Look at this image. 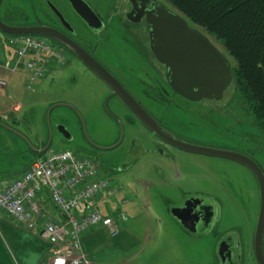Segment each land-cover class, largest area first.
<instances>
[{"label": "flooded vegetation", "instance_id": "af4514ba", "mask_svg": "<svg viewBox=\"0 0 264 264\" xmlns=\"http://www.w3.org/2000/svg\"><path fill=\"white\" fill-rule=\"evenodd\" d=\"M4 1L0 6L1 22L14 28L54 31L59 40L70 47L47 40L64 53L65 63L67 58L71 59L85 76L90 75L101 84L104 91L101 109L106 112L107 106L118 119L112 118L118 130L116 138L92 139L83 121L80 123V136L76 138L64 125L56 124L51 130V138L48 135L47 141L39 145V150L47 143L50 148L53 144L62 145L63 149L70 148L81 157L94 161L100 174L115 177L130 175L143 160L145 164L162 166L156 173L158 179L152 176V180L167 189L162 198L167 217L175 230L181 236H224L220 244H225L227 253L223 258L218 254V264L227 263L228 253H233L236 264H242L241 243L235 236H245L243 227L246 229V225L232 224L219 230L223 208L220 200L213 194L194 188L196 186L191 185L187 171L180 169L196 168L193 158L202 157L219 159L217 162L221 164L228 162L239 170L250 171L227 159L180 150L149 132L132 115L129 105L116 97L122 95L119 88L115 87V91L99 80L69 49L81 50L97 62L166 135L170 134L191 146L246 157L248 110L238 99L236 90L227 88L219 100L190 101L170 88L167 67L153 54L151 30L147 24V15L151 16L157 5L165 3L162 0H105V4L95 10L82 0L101 23L100 28L94 29L76 14L68 0H56L54 3L40 0L34 6L31 0ZM63 105L73 111L68 104ZM58 127L63 129L58 130ZM127 128L131 131L126 136ZM238 207L241 209L240 205Z\"/></svg>", "mask_w": 264, "mask_h": 264}, {"label": "rangeland", "instance_id": "374dc122", "mask_svg": "<svg viewBox=\"0 0 264 264\" xmlns=\"http://www.w3.org/2000/svg\"><path fill=\"white\" fill-rule=\"evenodd\" d=\"M39 1L31 0L30 3L34 6ZM49 1L54 3L56 0ZM86 1L98 10L105 4V0ZM0 35L6 40L5 49H8L10 47L9 40L12 37L2 33ZM209 39L228 58L221 42L211 37ZM16 73L20 81L19 89L15 96H13L14 94L12 96L21 107L17 115L21 122L18 130L30 138L28 130L25 129V127H29L33 135L32 140L34 141L35 138L33 144L36 142L35 145H40L47 141L49 135L46 124L47 111L51 106L64 103L71 106L74 112L65 106L55 107L49 115L51 130L56 124H61L74 137L78 138L80 123L83 121L87 134L92 139L117 137L118 130L114 120L100 106L104 96L101 84L94 77L85 76L75 67L71 59L67 58L63 66L50 65L47 68V73L38 79L30 90L26 89L24 85L27 78L24 68H17ZM229 89H232V86H229ZM115 113L121 116L117 112ZM247 127L246 157L253 160L264 174V132L256 128L249 113L247 114ZM130 131L131 129L127 128L126 136ZM1 132L0 160L3 151L9 147L6 145V137L9 135ZM208 132L215 134L211 131ZM17 135L21 136V134ZM9 138L13 137L9 136ZM23 146L26 144L23 143ZM27 147L29 146L27 145ZM51 148L58 151L63 149L62 145L58 144H53ZM65 150L72 151L77 157L82 156L70 148ZM43 156L44 154L37 158ZM193 160L196 168L194 166L181 167L185 169H180V171H187L186 174L189 175L191 185L196 186L194 188L213 194L220 200L223 208L221 209L219 230L232 224L243 223L246 225V229L243 227L245 236L235 237L241 243L242 264H256L252 234L258 216L259 190L255 177L250 172L237 169L232 163L217 162L219 159L197 157ZM145 163L144 160L139 163L130 175L122 174L115 177L100 174L102 179L109 182L111 188L118 190L117 194L107 197L105 204L100 205L99 209L103 216L118 220V213H123L127 218L126 225L129 230L142 239L149 236V240L143 242L142 247L146 250L147 257H139L131 264H218L219 244L224 236H181L167 217L162 198V194L165 195L167 189L152 180V176L158 179L156 173L162 166ZM0 165L5 166V161ZM9 179L12 178L0 177V182ZM239 205L241 209L238 207ZM262 243L264 248V231Z\"/></svg>", "mask_w": 264, "mask_h": 264}, {"label": "built area", "instance_id": "2783aa9c", "mask_svg": "<svg viewBox=\"0 0 264 264\" xmlns=\"http://www.w3.org/2000/svg\"><path fill=\"white\" fill-rule=\"evenodd\" d=\"M9 46L14 51L11 73L24 68L27 73L24 85L28 90L47 73L50 65L65 63L64 53L41 37L14 36ZM5 86L0 81V87ZM42 191L63 216L61 222L53 221L39 208L37 197ZM117 191L101 178L94 161L77 157L70 150L49 148L18 180L0 185V211L25 231H36L41 223L36 233L52 247L49 264H88V258L81 252V238L94 229H103L111 237L119 233L117 222L103 216L96 203H105ZM118 215L120 221L127 220L123 213Z\"/></svg>", "mask_w": 264, "mask_h": 264}, {"label": "water", "instance_id": "95a60500", "mask_svg": "<svg viewBox=\"0 0 264 264\" xmlns=\"http://www.w3.org/2000/svg\"><path fill=\"white\" fill-rule=\"evenodd\" d=\"M3 0H0V6ZM76 14L89 26L94 29L101 27L98 18L82 0H68ZM54 10V8H53ZM55 11V10H54ZM56 12V11H55ZM147 24L151 30L152 51L156 59L167 67V80L170 88L178 95L190 101L202 99L219 100L223 92L232 83L233 65L211 42L209 37L201 30L191 27L187 20L170 9L166 4H159L147 15ZM0 33L7 36H39L50 40H55L68 46L67 43L60 41L56 33L50 29L36 30L31 28H14L3 24L0 20ZM84 63V65L103 83L113 90L119 88L122 95H116L118 99L125 101L129 105L132 115L149 132L158 138L170 142L180 150L190 153L201 154L211 157L227 159L241 164L247 168L255 177L259 190L258 216L253 236V254L256 264H264L262 248V238L264 231V176L257 165L249 158L231 152L205 149L202 147L191 146L176 140L172 135L165 134L157 123L145 113L139 106L129 99L118 83L91 57L75 48H69ZM116 87V88H115ZM126 95V96H125ZM131 101L133 103H128ZM108 100L106 101L107 105ZM57 106L68 107L63 104L51 106L46 114V124L51 138L49 124L50 112ZM106 112L113 119L116 116L110 112L106 106ZM7 129V128H6ZM63 127H58V130ZM122 130V128H121ZM12 131V130H10ZM14 132V131H12ZM50 141V139H49ZM30 147V146H29ZM49 148V143L35 153L42 155ZM225 244L219 245L218 254L221 258L227 252L224 251ZM227 263L236 264L233 253L226 255Z\"/></svg>", "mask_w": 264, "mask_h": 264}, {"label": "crops", "instance_id": "0c3cea01", "mask_svg": "<svg viewBox=\"0 0 264 264\" xmlns=\"http://www.w3.org/2000/svg\"><path fill=\"white\" fill-rule=\"evenodd\" d=\"M5 43L6 40L0 35V81L6 84L5 87H0V135L3 131L13 138L5 136L6 145L9 147L1 155L0 163L5 161V166L0 165V177L12 179L0 182L2 186L18 180L39 156L33 151V148L39 150V145H35L36 142L33 144L35 138L33 141L30 128L25 127L30 138L18 130L21 122L17 115L21 107L13 96L18 92L20 81L17 73H11L14 66V51L10 47L5 49ZM23 143L26 146H23ZM37 198L41 211L53 221L61 222L64 219L52 206L45 191L40 192ZM96 203L99 207L105 204L99 201ZM114 220L119 227L116 236L111 237L103 229H94L81 238V252L88 258V264H131L137 258L146 256L147 252L142 247L143 242L149 240V236L142 239L127 228V220L125 222L119 218ZM40 228L39 222L36 231H25L0 211V264H49L52 247L37 236L36 232Z\"/></svg>", "mask_w": 264, "mask_h": 264}, {"label": "trees", "instance_id": "16d2710c", "mask_svg": "<svg viewBox=\"0 0 264 264\" xmlns=\"http://www.w3.org/2000/svg\"><path fill=\"white\" fill-rule=\"evenodd\" d=\"M191 27L220 41L233 65L232 89L264 132V0H162Z\"/></svg>", "mask_w": 264, "mask_h": 264}]
</instances>
